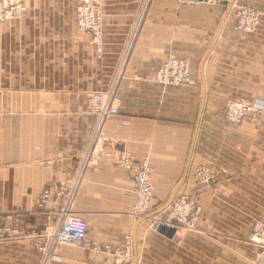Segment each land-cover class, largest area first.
<instances>
[{
  "label": "crops",
  "instance_id": "1",
  "mask_svg": "<svg viewBox=\"0 0 264 264\" xmlns=\"http://www.w3.org/2000/svg\"><path fill=\"white\" fill-rule=\"evenodd\" d=\"M22 3L43 14L39 29L48 33L0 38V225L55 224L67 203L58 188L74 185L69 209L87 222V247L61 246L63 259L53 264H112L127 236L131 259L120 264H255L249 235L253 220L264 222V116L229 124L224 103H264V21L251 33L234 32L225 3L102 0L103 53L96 58L74 21L77 0ZM173 57L192 63L191 84L151 79ZM114 81L118 114L103 123L105 141L92 163L95 119L86 98ZM122 151L148 165L146 212L135 210ZM201 167L207 184L198 179ZM44 190L50 200L39 208ZM181 194L199 208L192 229L158 212ZM1 246L21 264L38 262L29 241Z\"/></svg>",
  "mask_w": 264,
  "mask_h": 264
},
{
  "label": "built area",
  "instance_id": "2",
  "mask_svg": "<svg viewBox=\"0 0 264 264\" xmlns=\"http://www.w3.org/2000/svg\"><path fill=\"white\" fill-rule=\"evenodd\" d=\"M83 3L77 8L75 19L78 29L88 36L90 42L98 46L100 51V18L98 16V8L96 7L99 0H82ZM221 0H182V3L196 5L202 2L216 3ZM230 5L234 19L231 21V29L233 31H242L250 33L256 29L258 24L264 20V7L251 6L247 0H224ZM8 3L13 4V0H2L0 6H6ZM172 75L176 76L173 80L178 83H192V72L189 65L183 64L180 60H172L170 63ZM174 72H177L175 75ZM171 76V75H167ZM171 78V77H170ZM111 95L95 94L90 98L88 104L92 112L96 113L97 128L95 127L97 142L104 141L103 133L98 131L105 118L117 113V109L112 103ZM101 103V108L96 106ZM264 112V104L254 103L246 104L241 101H232L227 104V116L233 122H239L247 119L253 114ZM97 157L93 158V162L97 161ZM91 163V161H89ZM119 163L127 172L133 182L134 194L136 197L135 210L137 212H145L150 208L152 191L149 182L148 168L145 164L132 161L126 152H120ZM74 185L61 186L58 188L57 194L67 193V203L60 208L58 220L55 224L44 227L41 230H23L19 227H8L0 225V241L28 239L32 240L33 247L38 253L40 264H51L53 262H61L62 256L59 254L61 246L87 247V222L83 217L74 215L69 209V202L73 196ZM50 200V190H44L39 197L37 206L42 208L47 201ZM193 203L184 198L175 199L169 219L177 221V223L185 228L192 229L198 220L196 212H191ZM250 241L255 244L259 250L255 264H264V222L261 220H253L251 225ZM131 256V240L126 237L124 246L117 251L115 261L112 264H120Z\"/></svg>",
  "mask_w": 264,
  "mask_h": 264
},
{
  "label": "rangeland",
  "instance_id": "3",
  "mask_svg": "<svg viewBox=\"0 0 264 264\" xmlns=\"http://www.w3.org/2000/svg\"><path fill=\"white\" fill-rule=\"evenodd\" d=\"M0 1L2 2V0H0ZM7 1H9V0H7ZM181 1L182 0H179V3H182ZM82 3H83L82 0H77V5H76V8H75V12H74V21H75V24H76V27H77V30H78V33H79L80 37L83 38V40L87 41L88 44L92 47L94 56L96 58H100L102 56V53H103V42H102V0H99L98 4L96 6L98 8V13H99L98 16H99L100 22H101V26H100L101 44L99 46L100 47V51H98V46L97 45H95L94 43L90 42V39H91L90 36H88L86 33L82 32V31H80L78 29L77 22H76V19H75V15H76L77 8ZM219 3H225L230 8V5L228 3H226L224 0H221V1L213 3V4L212 3H205V2L196 4V5L185 4V3H182V4H184L186 6L196 7V6H200V5H209V6H211V5H216V4H219ZM251 6H254V5H251ZM233 19H234V17H233V14L231 13L230 20L232 21ZM262 21H264V20H262ZM15 23H21V24L24 23V24H26L28 26V28H25V29H12V27L16 26V25H14ZM260 23L258 24V26L260 25ZM39 24H44L43 14H39L37 12H28L26 7H25V5L22 3V0H13V4L8 3L6 6H4V5L0 6V38L2 36L7 35V34L8 35H12V34L13 35H29L30 37L37 38L39 35H45V33H48L47 29L46 30L44 28L39 29ZM17 32H19L20 34L17 33ZM234 32H236V31H234ZM172 60H180V61L183 62V64L187 63L189 65V69H191V72L193 71L192 63L187 58L173 57V58H169V59L165 60L164 62H162L159 65V67L157 68V70L155 72H153V74L150 76L151 79L156 81V82H158V83H160V84H163V85H174V86L189 85L187 83H181V82L176 83V82L173 81L175 79L174 77H176V76H173L171 74L173 72L172 68L170 66V63H171ZM124 63H125L124 61L119 62V68L120 69L123 68ZM176 73L177 72H174L173 74L175 75ZM167 75H171V76H167ZM193 79L194 78H192V82L194 81ZM95 94H104L106 96L111 95V100H109V102L112 103L114 105V107L117 109L116 110L117 113L112 114L110 116H114V115L118 114V107H119V104H120V97H119V95L116 92L115 81L112 83V85L108 86L106 89L94 90V91L90 92L87 95V98H86L87 112L89 114H91L92 116H94V119H95L94 120L93 137H94V134L96 133L95 127L97 128V118H98V116H97L96 113H94V112H92L90 110L88 102H89L90 98L93 97ZM232 101H241L243 103L251 104V105L254 104V103L264 104V103H261V102H258V101L246 102V101L241 100V99H229V100H226L225 103H224V117H225L226 121L229 124H233V125L239 124L243 120L239 121V122H233V121H231L228 118L227 113H226L227 112V104H229ZM96 106L98 108H101L102 105H101V103H97ZM253 115L254 116H250L247 119L256 118L259 115L264 116V112H259L257 114H253ZM109 117H107V118H109ZM107 118L104 119L103 123L106 121ZM244 120H246V119H244ZM103 123L100 126V129H98V131H101L102 133H103ZM102 137L105 138L104 135ZM104 141H105V139H104ZM104 141L101 140L100 142H97V137L95 136V138H93V140L91 142L92 145H91L90 154H89L90 157L92 156V159L96 158L95 154H97L99 152V149H97V144H102ZM135 162H137V161H135ZM139 163L145 164V166H147V168H148V165L146 164L145 161L144 162H139ZM262 171L264 172V164H263V167H262ZM198 172H197L198 173L197 176L199 177L198 179L202 183H205V184L209 183L210 174H209L207 168L206 167H201L198 170ZM148 176H149V182H150L149 168H148ZM150 184H151V182H150ZM180 198L181 199L184 198L186 200L191 201L193 203L192 204L193 208H192L191 212H196V214L198 215L199 208H198V205L196 203L195 198H193L192 196L187 195V194H181V195L173 198L170 201L169 204L162 205V206H160L158 208V212H161V213H163L165 215L162 218L163 220L166 221V220L169 219V213L171 212V206L173 207V203H174L175 199H180ZM148 210H149V208L146 209V211H148ZM174 222H177V221H174ZM13 227H17V226H13ZM31 230L32 229H30V231ZM33 230H37V229H33ZM26 231H29V230H26ZM22 240L29 241V242H31V244H33L32 240H28V239H16V240L0 241V264H21L20 258L15 257V255L10 253V250H7L5 247H3L1 245L4 244V243H10V242L22 241ZM249 240H250V237H249ZM67 246H69V245H67ZM258 252H259V250H257V252L255 254V258L257 256ZM131 255H132V253H131ZM130 259H131V256H130L129 259H125V260L127 261V260H130ZM53 263H55V262H53ZM37 264H40V259L39 258H38Z\"/></svg>",
  "mask_w": 264,
  "mask_h": 264
}]
</instances>
